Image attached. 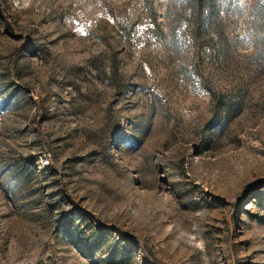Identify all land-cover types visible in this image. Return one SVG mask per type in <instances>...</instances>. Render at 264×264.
Masks as SVG:
<instances>
[{
    "label": "rangeland",
    "instance_id": "obj_1",
    "mask_svg": "<svg viewBox=\"0 0 264 264\" xmlns=\"http://www.w3.org/2000/svg\"><path fill=\"white\" fill-rule=\"evenodd\" d=\"M0 264H264V0H0Z\"/></svg>",
    "mask_w": 264,
    "mask_h": 264
}]
</instances>
